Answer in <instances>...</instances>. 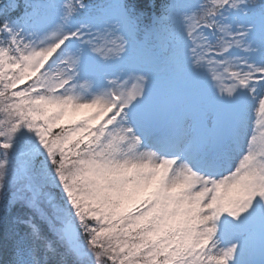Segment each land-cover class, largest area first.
I'll list each match as a JSON object with an SVG mask.
<instances>
[{
  "label": "snow or ice",
  "instance_id": "6c2138e0",
  "mask_svg": "<svg viewBox=\"0 0 264 264\" xmlns=\"http://www.w3.org/2000/svg\"><path fill=\"white\" fill-rule=\"evenodd\" d=\"M0 264H264V0H0Z\"/></svg>",
  "mask_w": 264,
  "mask_h": 264
},
{
  "label": "trees",
  "instance_id": "16d2710c",
  "mask_svg": "<svg viewBox=\"0 0 264 264\" xmlns=\"http://www.w3.org/2000/svg\"><path fill=\"white\" fill-rule=\"evenodd\" d=\"M158 2H159V0H158Z\"/></svg>",
  "mask_w": 264,
  "mask_h": 264
}]
</instances>
